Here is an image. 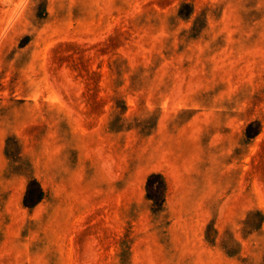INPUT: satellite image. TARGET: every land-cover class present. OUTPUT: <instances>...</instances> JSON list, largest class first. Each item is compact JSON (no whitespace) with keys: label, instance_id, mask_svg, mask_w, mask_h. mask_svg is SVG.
Here are the masks:
<instances>
[{"label":"rangeland","instance_id":"obj_1","mask_svg":"<svg viewBox=\"0 0 264 264\" xmlns=\"http://www.w3.org/2000/svg\"><path fill=\"white\" fill-rule=\"evenodd\" d=\"M0 264H264V0H0Z\"/></svg>","mask_w":264,"mask_h":264}]
</instances>
